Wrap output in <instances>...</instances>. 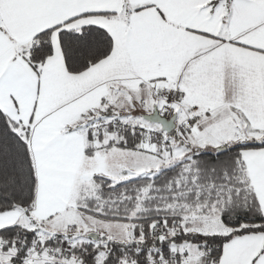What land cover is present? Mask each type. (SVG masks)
Segmentation results:
<instances>
[{
	"label": "snow or ice",
	"instance_id": "1",
	"mask_svg": "<svg viewBox=\"0 0 264 264\" xmlns=\"http://www.w3.org/2000/svg\"><path fill=\"white\" fill-rule=\"evenodd\" d=\"M0 264H264V0H0Z\"/></svg>",
	"mask_w": 264,
	"mask_h": 264
}]
</instances>
